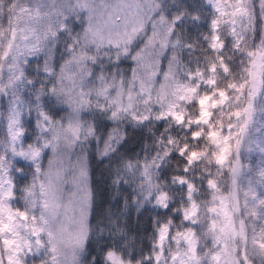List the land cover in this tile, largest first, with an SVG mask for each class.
<instances>
[{
    "label": "snow or ice",
    "instance_id": "snow-or-ice-1",
    "mask_svg": "<svg viewBox=\"0 0 264 264\" xmlns=\"http://www.w3.org/2000/svg\"><path fill=\"white\" fill-rule=\"evenodd\" d=\"M4 100L0 264H264V0H0ZM93 142L131 189L95 226Z\"/></svg>",
    "mask_w": 264,
    "mask_h": 264
},
{
    "label": "rangeland",
    "instance_id": "rangeland-1",
    "mask_svg": "<svg viewBox=\"0 0 264 264\" xmlns=\"http://www.w3.org/2000/svg\"><path fill=\"white\" fill-rule=\"evenodd\" d=\"M183 3L186 4H191L192 0H183ZM163 4L165 6H168L169 8H171L172 5V0H163ZM194 38V37H193ZM130 61H126L125 65H122V67H125L127 64H130ZM164 66H167V61H164ZM130 71V70H129ZM7 110V100H4L3 102H0V112H6ZM27 120V118H25ZM34 127V124H33ZM108 131V130H107ZM107 131L104 132V134H107ZM3 135H6V124L5 123H0V137H2ZM102 147V145H101ZM92 156H95L96 158L102 160L98 155H97V150L95 147V142H93V146L88 150V159ZM249 162L257 165L260 163V157L258 153H254L249 157ZM47 163V161L45 160V164ZM116 160L114 162L113 167L116 165ZM112 167V168H113ZM88 170H89V166H88ZM112 170V169H111ZM30 177H29V181H25V182H21V183H28L30 182ZM89 182V187L91 189L90 186V181ZM113 187V197L110 201V206L111 209L107 214L103 217L99 216L98 218L94 219L92 218L91 212H90V221L91 223L95 226L97 224H108L109 220H115L116 218L121 216V213L124 211V199L126 196H130L131 194V189H128L127 192H117L116 188L112 185ZM92 209V208H91ZM154 213H152L151 211L145 210L142 212V214H140L138 217L136 215V213L134 211H130L129 213L126 214V227L127 230L130 234V236L133 238L135 245L137 246V248L143 246V247H148L151 243V233L153 231V225H152V217H153ZM141 217V220L144 222V227H140V230L136 229V225L138 223V218ZM121 223H124V221L122 220ZM140 236V240H137V236Z\"/></svg>",
    "mask_w": 264,
    "mask_h": 264
},
{
    "label": "trees",
    "instance_id": "trees-1",
    "mask_svg": "<svg viewBox=\"0 0 264 264\" xmlns=\"http://www.w3.org/2000/svg\"><path fill=\"white\" fill-rule=\"evenodd\" d=\"M256 43H259V36L256 37ZM61 53L59 51L54 53V59L59 62ZM108 129L104 128L102 131L106 132ZM128 143L121 149L122 154L134 155L136 151L142 147L141 136L139 133L133 134L129 132ZM115 159L110 161H103L92 156L88 159L89 166V181L91 186V191L94 195V201L92 204L91 215L93 220L99 216L103 217L111 209L110 201L113 197V187L111 181V169L114 165ZM117 162V160H116ZM144 222L141 217L138 218V223L136 229L140 230V227H144ZM140 236L136 237L140 240ZM134 241V240H133Z\"/></svg>",
    "mask_w": 264,
    "mask_h": 264
}]
</instances>
